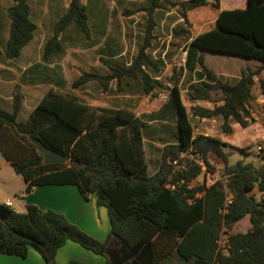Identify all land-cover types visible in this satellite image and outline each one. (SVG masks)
<instances>
[{"label": "trees", "instance_id": "obj_1", "mask_svg": "<svg viewBox=\"0 0 264 264\" xmlns=\"http://www.w3.org/2000/svg\"><path fill=\"white\" fill-rule=\"evenodd\" d=\"M180 8L187 23V12L206 6L218 13L214 27L195 35L188 42L182 72L193 74L195 83L187 86L189 101L210 102L211 93L222 95L211 108L186 109L176 86L169 94L167 107L174 114V141L164 145L155 173L148 174L143 131L148 126L127 108H93L75 95L50 89L24 120L20 86L12 89L10 109L0 105V155L23 183V194L46 186H74L83 200L94 195L96 205L107 211L109 233L98 241L51 210L26 205L22 213L0 202V255L25 258L35 251L43 264H56L57 251L67 242L101 256L105 264H159L175 253L190 264H264V167L242 161L228 165L224 148L236 149L210 136H193L190 117L220 118L221 130L228 134L229 121L241 128L253 119L254 78L264 71V0H244L245 7L220 10L219 1L148 0L141 10L146 18L145 45L155 26V10L164 6ZM133 15L134 11L128 12ZM127 13V14H128ZM8 38L3 48L6 59L19 57L33 39L36 26L27 0H13L7 8ZM74 24L84 38L89 36L85 8L80 0H70L66 12L53 26L43 47V60L62 51V34ZM145 46L129 66L120 60L100 58L108 74L82 72L69 86L78 90L91 81L106 88L110 81H137L145 94L163 88L142 67L156 70L146 56ZM255 59L260 66L247 69L236 80L216 76L205 65L202 52ZM264 99V81L257 80ZM37 144L67 158L64 163L44 162ZM249 149V148H248ZM260 161H264L257 150ZM193 155L209 173L210 157L222 164L223 181L209 185H186L202 174L194 161L181 162L180 155ZM184 165L176 169L173 161ZM184 180L171 190L169 184ZM259 192L258 200L252 195ZM200 195L196 197V194ZM229 199V203L226 200ZM226 213L221 214V208ZM245 216L250 228L243 233L226 234L219 246L222 229L230 230ZM69 264H85L71 261Z\"/></svg>", "mask_w": 264, "mask_h": 264}, {"label": "crops", "instance_id": "obj_2", "mask_svg": "<svg viewBox=\"0 0 264 264\" xmlns=\"http://www.w3.org/2000/svg\"><path fill=\"white\" fill-rule=\"evenodd\" d=\"M147 1L148 0H138L137 3L143 4ZM169 1L174 2L175 0ZM206 1L208 3L213 2L211 0ZM69 2L70 0H27L31 11V18L36 26V30L34 32L33 39L21 50L19 57H17L16 59H6L3 54V48L7 41L9 32V19L7 18L8 16L6 17L8 26H0V105H5V109H8L11 104L12 89L15 85L20 86L23 97L21 112L24 109H29L30 113L50 89L54 91L64 92L63 90L66 85V77L63 72H61L60 74V67L58 65L59 63H57L56 61V57L63 53V34L61 38L62 51L57 55L52 54L49 57L48 61L43 60V47L46 40L51 34L53 26L59 20L58 18L65 14L64 12H66ZM80 2L85 8V14L87 16V26H100L98 28L100 32L106 31L107 33V26H110L111 23L110 15L114 13H117L118 16L120 14L122 18L121 26H143L146 23V18L142 16L144 15L142 12L138 18L134 15V13L133 15L128 13L135 11L133 7L134 3H136L135 0H112L110 4H108V0H80ZM163 3L165 7H161L160 9L155 10L154 23L160 33H165L164 35H167V42L170 43L174 41L173 34L177 31L178 27L187 25V23H184L182 19L178 17L177 12L174 8L166 4L165 1ZM220 10L223 9L219 6V11ZM5 12L7 15V8ZM122 12L124 15H122ZM69 26L74 27L76 32L82 37L83 40H91L90 29L88 38H84L79 30L75 28L74 24H70ZM175 26L178 27L175 28ZM186 29L190 30V28ZM38 31L41 32V34L37 35L36 33ZM184 31L185 30L183 28H180V32ZM191 39L192 37H188L185 45H187L188 42L191 41ZM92 41L93 42L88 44L89 47H96L100 45V42L97 43L94 41V39ZM105 47L106 48H101L102 50H100V53L98 54L99 59L107 56H110V58L114 59L121 52V50L114 51L110 48V46ZM202 54L204 65L216 76L223 79L236 80L240 77L241 73L245 72L247 69L255 70L260 66V63L258 61H250L247 58H244L246 59L245 61H250V64L246 62L241 66L239 65L237 69L234 68L233 70L227 72L226 66L222 67L221 69L213 63V57L222 58L237 56H220V54H214L205 51L202 52ZM53 64L54 66H56L55 70H52L54 68H51ZM224 64L225 63H223V66ZM228 69L230 68L228 67ZM185 75H187L191 79L188 82V85L190 83L196 82V78L193 74L185 73ZM258 78L264 81V71H262L258 77L254 78V87L257 86L259 88L257 82ZM129 82L130 81L127 82L126 88L130 87L131 85L129 84ZM211 99H213L212 93ZM220 99L221 98L219 96L218 103L190 101V106H202L205 108H211L215 104H219ZM253 103L254 107L253 109H251V118L253 119V122L246 128H241L238 124L229 121L228 125L231 128V132L225 134L221 130L222 121L220 118L205 119L193 117L198 126V129L194 130L197 132V135L217 138L218 140L232 148H236L238 146L234 138L242 134L244 135V146L249 147L251 145H255L256 150L257 147H260V155L262 158H264V103L260 96L256 97ZM167 114L170 119L167 117ZM167 118L169 119V121H167ZM141 120L144 122L143 119ZM150 120L153 122H157L160 120L162 122V125H164L165 127L168 125L174 127V114L172 108L170 106L167 107V105L163 106L161 110L150 117ZM144 123L148 126L146 122ZM194 130L193 134L195 133ZM144 142L145 141L143 137V145ZM225 149L226 148L223 149L224 152ZM5 163L6 162L4 161L2 165H5ZM256 164L257 167H264V161L257 160ZM73 187L74 186H46L36 188L30 194H22L19 197V199L21 200V209L18 212H24L25 206L29 204L37 206L40 210H51L63 215L69 223L78 226L80 230H83V232L87 233V235L91 236L92 238L98 241L105 240L110 229L108 216L106 217V213L103 210L105 208L97 207L92 195L89 196L88 200H83L79 196L77 189ZM87 202H89V204H86ZM241 221L244 225V228L248 230L250 228L249 217L245 216L241 219ZM100 257L101 256L95 255L75 243L67 241L57 251L55 256V263L69 264L71 261H78L85 264H105L104 259ZM0 264H43V261L35 251L29 249L25 258L0 255ZM159 264L190 263L182 261L175 253H173Z\"/></svg>", "mask_w": 264, "mask_h": 264}, {"label": "rangeland", "instance_id": "obj_3", "mask_svg": "<svg viewBox=\"0 0 264 264\" xmlns=\"http://www.w3.org/2000/svg\"><path fill=\"white\" fill-rule=\"evenodd\" d=\"M12 1L13 0H0V26H8V21L6 19L7 15L5 11L6 8L12 4ZM111 1L112 0H108V4H110ZM135 1L136 3H134L133 6L135 9L134 15L138 18L141 15V10L146 5L145 3H137L138 0ZM183 1L187 0H175L173 3L177 4ZM219 6L223 10L238 9L245 7V1L220 0ZM174 9L180 18V8L177 7ZM217 13L218 11L210 6L187 12V25H182L179 27L175 26V28L178 27V29L173 34L174 41L170 43L167 42V35H164L165 33H160L157 29V26H154L150 33V37L148 38V44L145 45L144 38L147 28L146 23L143 26H121L122 18L120 14L118 16L117 13L110 15L111 23L110 26H107V33L106 31L100 32V30H98L100 26H88L90 29V41L83 40L72 26L66 28L63 33V53L56 57V61L59 63L58 65L60 67L59 72L60 74L63 72L66 77V85L63 91L75 95L80 101L84 102L90 107H124L130 109L138 118L143 119L144 122L148 124V129L147 131L144 129L143 136L145 141L144 150L149 175H152L156 172L160 163V155L164 145L168 142L174 141V138L170 132L175 130V128L171 127L170 125L165 127L162 125L160 120L157 122L151 121L150 117L155 115L159 110H161L163 106L167 104L169 100V94L173 86L178 88L181 101L186 109L189 110L190 101L187 97L186 89L188 82L191 79L185 75V72H182V75L179 76L180 68L183 66L185 59V42L187 41L188 37L193 38L195 35L213 28ZM122 15H124L123 12ZM142 16L145 17L144 15ZM180 28H183L185 31L180 32ZM186 28H190V30H187ZM36 34L39 35L41 32L38 31ZM93 39L97 43L100 42V45L96 47H89L88 44L93 42ZM105 46H110V48L114 51L121 50L120 54L115 57L114 60H120L125 64L126 67L133 62L139 51L145 46L144 52L146 56H148L155 63L157 69L148 70L147 68L142 67V70L157 78V80L162 84L163 88L155 89L150 94H145L141 85H138L140 83L137 81H130L129 84L131 85L128 88H126L128 82L126 80L122 81V83L118 86H116L115 81H110L106 88L101 86L98 82L91 81L80 89L72 91L69 85L75 81L82 72L98 74L101 76L108 74L109 70H107L101 64L98 56L100 50H102L101 48H106ZM220 56L227 55L220 54ZM104 58L109 59L110 56ZM245 60L246 59L240 57H213L212 59L213 63L221 69L222 67L226 66L227 72L233 70L234 68L237 69L239 65L241 66L246 62L250 64L251 60L256 61L255 59H248L250 61ZM223 63H225L224 66ZM55 67L56 66L53 64L51 68L54 69L52 70H55ZM228 67L230 69H228ZM228 80L233 81L234 79ZM161 92L166 94V99L162 100L159 98V93ZM212 94L213 99H211L210 102L218 103L219 96L222 99L220 92L214 91ZM252 95L254 99L260 96V90L257 86L253 88ZM3 107L6 108L5 105ZM8 109H10V106ZM28 114L29 109H24L22 112L20 111L19 119H26ZM167 117L169 118L168 114ZM168 118L167 121L170 119ZM190 120L193 125V130L198 129L194 118L190 117ZM196 133L197 132L195 131L193 136H197ZM243 139L244 135L242 134L234 138L238 145L236 148L244 150L243 154L234 149H225V152L228 155V165H234L236 162L242 161L244 163H251L254 166H257L256 163L258 160V151L256 150L255 145L246 147L244 146ZM181 158L182 163L191 160L197 161V158L193 155L182 154ZM3 162L4 159L0 155V202L5 203V201H9L11 203L10 209L18 212L21 209V200L19 197L23 194L24 186L21 178L13 172L9 165L6 163L5 165H2ZM209 164L212 168V171L209 173L204 171L197 180L198 185H201L203 182L205 185H209L216 180L223 181V169L221 162L218 159L212 157L210 158ZM73 188L76 189V187ZM252 195L256 200H258L259 192L254 190ZM92 196L95 200L94 195ZM86 204H89V202ZM103 210L107 217L106 209ZM242 221L240 220L239 222L235 223L230 230L225 228L222 229L219 237L220 247H222L225 243L226 234L237 232L243 233L246 231Z\"/></svg>", "mask_w": 264, "mask_h": 264}, {"label": "built area", "instance_id": "obj_4", "mask_svg": "<svg viewBox=\"0 0 264 264\" xmlns=\"http://www.w3.org/2000/svg\"><path fill=\"white\" fill-rule=\"evenodd\" d=\"M159 98L160 99H162V100H164V99H166L167 97H166V94L165 93H159ZM260 98L263 100V103H264V99L260 96ZM257 150H261L260 149V147H257ZM180 157H182V155L180 156ZM199 166H200V168H201V172L203 173L204 171H206L205 170V167H204V165L202 164V162H200V161H195ZM172 165H174V166H176V169H179V170H184L185 169V167H184V165H178V162L175 160V161H173L172 162ZM184 184V180H180L179 182H175V183H173V184H169V187H170V189L171 190H175L177 187H179V186H181V185H183ZM201 184H203L204 186H205V184H204V182L203 183H201ZM194 185H198V183H197V180H193V181H191V182H189L187 185H186V188L187 189H190V188H192ZM200 194L199 193H197L196 194V197H198ZM230 201H229V199H227L226 200V203H229ZM4 205L5 206H7V207H10L11 206V203L9 202V201H7V202H5L4 203ZM219 213H221V214H224V213H226V209H225V207L224 208H221L220 210H219Z\"/></svg>", "mask_w": 264, "mask_h": 264}, {"label": "water", "instance_id": "obj_5", "mask_svg": "<svg viewBox=\"0 0 264 264\" xmlns=\"http://www.w3.org/2000/svg\"><path fill=\"white\" fill-rule=\"evenodd\" d=\"M37 148L39 149L40 152L43 153V159L45 163L47 162L64 163L68 160L67 158H64L63 156L51 151L50 149L40 146L39 144H37Z\"/></svg>", "mask_w": 264, "mask_h": 264}]
</instances>
